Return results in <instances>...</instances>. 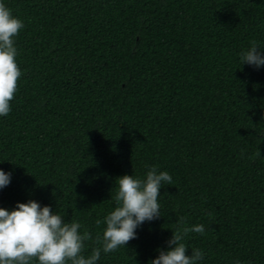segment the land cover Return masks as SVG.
Segmentation results:
<instances>
[{
  "label": "trees",
  "instance_id": "trees-1",
  "mask_svg": "<svg viewBox=\"0 0 264 264\" xmlns=\"http://www.w3.org/2000/svg\"><path fill=\"white\" fill-rule=\"evenodd\" d=\"M0 2L25 25L0 207L50 206L95 240L117 179L155 166L173 180L161 218L97 264H151L182 216L205 226L184 241L198 264H264V66L240 59L252 40L264 54V0Z\"/></svg>",
  "mask_w": 264,
  "mask_h": 264
},
{
  "label": "clouds",
  "instance_id": "clouds-1",
  "mask_svg": "<svg viewBox=\"0 0 264 264\" xmlns=\"http://www.w3.org/2000/svg\"><path fill=\"white\" fill-rule=\"evenodd\" d=\"M25 27L12 11L0 2V117H7L12 111L11 102L19 91L23 72L17 63L18 50L16 37ZM251 46L240 54L243 64L259 68L264 66V54L258 50V42L252 40ZM261 156L258 150L254 157ZM11 182V173L0 170V190ZM172 184V176L167 171L150 167L146 178L124 175L116 181V192L111 199L115 208L96 225H106L102 236L95 240L88 229L81 233L78 221L65 222V217L53 214L50 206L41 207L35 201L19 203L15 210L0 207V264H97L101 251L112 253L126 247L137 239L136 230L145 222L161 218L160 192L162 184ZM178 227L172 231L167 242L169 250H160L159 256L151 264H198L204 259V252L189 248L185 238L189 233H205L203 224L187 226L186 217L178 218ZM86 242L98 247L85 255ZM237 264H240L237 261Z\"/></svg>",
  "mask_w": 264,
  "mask_h": 264
}]
</instances>
